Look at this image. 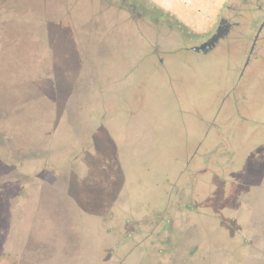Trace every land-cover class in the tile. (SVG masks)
<instances>
[{
	"label": "rangeland",
	"instance_id": "374dc122",
	"mask_svg": "<svg viewBox=\"0 0 264 264\" xmlns=\"http://www.w3.org/2000/svg\"><path fill=\"white\" fill-rule=\"evenodd\" d=\"M57 1L0 10V264H264V0Z\"/></svg>",
	"mask_w": 264,
	"mask_h": 264
},
{
	"label": "flooded vegetation",
	"instance_id": "af4514ba",
	"mask_svg": "<svg viewBox=\"0 0 264 264\" xmlns=\"http://www.w3.org/2000/svg\"><path fill=\"white\" fill-rule=\"evenodd\" d=\"M58 2L57 0H0V10H2L3 14H8L11 12V7L12 6H19V7H22L23 5L29 3L30 5L31 4H49L51 2ZM105 1V7L104 9H106L107 11L108 10H114L117 9L118 7H122V8H125V0H101V2ZM131 7H136L137 4H134L133 2H129L128 3ZM259 8H261V12L262 14H264V7H261L259 6ZM232 14L230 15L231 19L230 20L227 16L225 15H220L218 16L217 18V22H216V25L214 26L213 28V32L211 35L213 34H216V40L203 52H207L209 50H211L212 48H214V46H216L221 40H227V36L229 34H232L234 32H236V34H233L230 39H232L233 41L234 40H241L243 38L242 36V32L238 31V30H235L236 28H239L240 27V19H244L246 18V14H244V12L242 10L238 11V8H234L232 10ZM138 15V14H136ZM264 20V17L263 19L261 20L260 24L262 23V21ZM260 24L258 25V28L256 30V32L254 33V35L251 37L250 35L247 36L246 38V42H247V46L248 44L250 45L249 48H245L246 51H245V56L243 58V63L241 65V70L239 72V76L238 77H242L245 70H246V67L248 66L249 62H250V59L252 56H254L255 54V47H256V43L260 37V34L264 28V24L263 26L260 28L259 30V26ZM239 26V27H238ZM16 34L14 33V38H15ZM11 38V42L13 44H19L20 43V37H18V35L16 36V40H13L12 38V33H11V36L9 37ZM229 41V40H227ZM0 44L1 41H0ZM195 46V45H193ZM11 47V46H10ZM8 47V49L10 48ZM1 48V47H0ZM192 49V46L190 47ZM10 50V49H9ZM193 50V49H192ZM195 51H202V50H195ZM160 61L162 60V58L159 59Z\"/></svg>",
	"mask_w": 264,
	"mask_h": 264
},
{
	"label": "water",
	"instance_id": "95a60500",
	"mask_svg": "<svg viewBox=\"0 0 264 264\" xmlns=\"http://www.w3.org/2000/svg\"><path fill=\"white\" fill-rule=\"evenodd\" d=\"M263 24H264V20L260 24L259 30L263 26ZM215 40H216V34H213L208 39H206L203 42H201L200 44L195 45V46H192V49L193 50H202V51H205Z\"/></svg>",
	"mask_w": 264,
	"mask_h": 264
}]
</instances>
